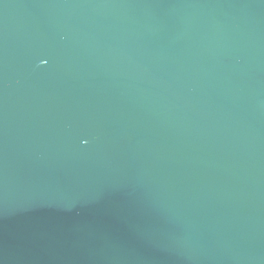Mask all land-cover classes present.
Instances as JSON below:
<instances>
[{
  "label": "water",
  "instance_id": "water-1",
  "mask_svg": "<svg viewBox=\"0 0 264 264\" xmlns=\"http://www.w3.org/2000/svg\"><path fill=\"white\" fill-rule=\"evenodd\" d=\"M0 264H264V0H0Z\"/></svg>",
  "mask_w": 264,
  "mask_h": 264
}]
</instances>
